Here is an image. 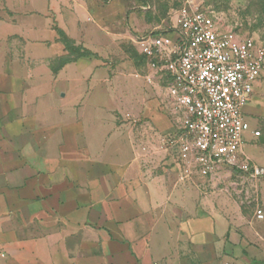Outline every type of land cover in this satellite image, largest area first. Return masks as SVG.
Masks as SVG:
<instances>
[{"label":"crops","instance_id":"1","mask_svg":"<svg viewBox=\"0 0 264 264\" xmlns=\"http://www.w3.org/2000/svg\"><path fill=\"white\" fill-rule=\"evenodd\" d=\"M116 5L0 0V264H261L215 208L212 181L164 168L171 125L103 63L118 49L104 32ZM55 28L95 57L72 56ZM262 79L240 153L259 167Z\"/></svg>","mask_w":264,"mask_h":264},{"label":"built area","instance_id":"2","mask_svg":"<svg viewBox=\"0 0 264 264\" xmlns=\"http://www.w3.org/2000/svg\"><path fill=\"white\" fill-rule=\"evenodd\" d=\"M135 44L166 81L179 126L164 141L182 179L213 181L221 167L237 164L250 130L243 110L264 76V48L221 29L208 11L187 6L176 11L169 31L151 32Z\"/></svg>","mask_w":264,"mask_h":264},{"label":"rangeland","instance_id":"3","mask_svg":"<svg viewBox=\"0 0 264 264\" xmlns=\"http://www.w3.org/2000/svg\"><path fill=\"white\" fill-rule=\"evenodd\" d=\"M113 21L104 24L108 35H119L117 52L106 57L107 63L118 68L121 85L132 84L135 96L147 97L151 110L169 122L171 130L160 135V149L166 152L164 168H176L171 149L164 139L177 132L178 118L166 96V81L147 66L135 41L155 31H169L176 21V11L183 6L208 11L221 29L233 32L239 39L264 48V0H115ZM264 75V74H263ZM256 99L264 109V76ZM256 146H264V116H252ZM138 128L142 122L132 121ZM241 153V152H240ZM264 170L238 156L237 164L223 166L207 192L214 197L217 210H222L228 222L246 238L247 258L264 264ZM177 170V168H176ZM180 177V172L177 170ZM209 180V179H207ZM210 181V180H209ZM261 215V216H260Z\"/></svg>","mask_w":264,"mask_h":264},{"label":"trees","instance_id":"4","mask_svg":"<svg viewBox=\"0 0 264 264\" xmlns=\"http://www.w3.org/2000/svg\"><path fill=\"white\" fill-rule=\"evenodd\" d=\"M58 36L60 37V40L64 43V45L66 46V50H68L70 52V54L72 56H74L75 58H87V57H95V55H93L91 52L81 48V47H74L73 45L70 44V42L65 39L64 35L62 34V32H60L57 28H55ZM72 59H66L64 60L63 64L65 63H69L71 62Z\"/></svg>","mask_w":264,"mask_h":264}]
</instances>
